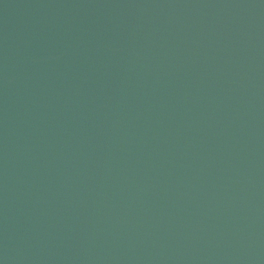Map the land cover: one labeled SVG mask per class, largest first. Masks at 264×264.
Instances as JSON below:
<instances>
[{
	"label": "water",
	"instance_id": "1",
	"mask_svg": "<svg viewBox=\"0 0 264 264\" xmlns=\"http://www.w3.org/2000/svg\"><path fill=\"white\" fill-rule=\"evenodd\" d=\"M0 264H264V0H0Z\"/></svg>",
	"mask_w": 264,
	"mask_h": 264
}]
</instances>
